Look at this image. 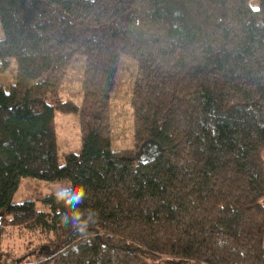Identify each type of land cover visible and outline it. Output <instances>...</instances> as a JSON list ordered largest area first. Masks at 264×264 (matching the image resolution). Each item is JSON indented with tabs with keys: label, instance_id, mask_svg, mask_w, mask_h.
Masks as SVG:
<instances>
[{
	"label": "trees",
	"instance_id": "obj_1",
	"mask_svg": "<svg viewBox=\"0 0 264 264\" xmlns=\"http://www.w3.org/2000/svg\"><path fill=\"white\" fill-rule=\"evenodd\" d=\"M0 25V264H264V0H0ZM121 54L134 147L113 149ZM56 110L80 127L62 164ZM23 176L70 185L13 202ZM7 231L36 240L12 257Z\"/></svg>",
	"mask_w": 264,
	"mask_h": 264
},
{
	"label": "rangeland",
	"instance_id": "obj_2",
	"mask_svg": "<svg viewBox=\"0 0 264 264\" xmlns=\"http://www.w3.org/2000/svg\"><path fill=\"white\" fill-rule=\"evenodd\" d=\"M259 0H250L252 5H257ZM3 31L0 25V38ZM85 56L81 53L75 55L67 71L66 78L60 89V98H71L79 102L81 99L80 82L84 68ZM137 63L127 54H121L117 68V78L114 91L111 93L110 117H111V148L124 149L134 147L132 110L130 96L136 75ZM15 61L10 58V63L5 72L0 73V84L7 85L13 80ZM55 130L58 146V162H64V152L79 151L81 148L80 127L78 115L72 112L55 111ZM264 155V152H263ZM70 180H43L31 176H23L15 190L12 201L17 202L25 198L35 199L41 195L56 192L67 188ZM38 206L41 205L36 200ZM35 235L33 233H16L7 231L2 238V249L10 256L19 258L25 248L33 246ZM20 261V260H18ZM186 264H190L186 262Z\"/></svg>",
	"mask_w": 264,
	"mask_h": 264
},
{
	"label": "clouds",
	"instance_id": "obj_3",
	"mask_svg": "<svg viewBox=\"0 0 264 264\" xmlns=\"http://www.w3.org/2000/svg\"><path fill=\"white\" fill-rule=\"evenodd\" d=\"M80 195L82 196L83 195V189L80 190ZM86 225H82V227H84Z\"/></svg>",
	"mask_w": 264,
	"mask_h": 264
},
{
	"label": "water",
	"instance_id": "obj_4",
	"mask_svg": "<svg viewBox=\"0 0 264 264\" xmlns=\"http://www.w3.org/2000/svg\"><path fill=\"white\" fill-rule=\"evenodd\" d=\"M0 217H1V214H0Z\"/></svg>",
	"mask_w": 264,
	"mask_h": 264
}]
</instances>
